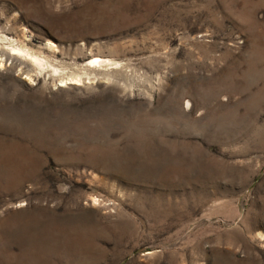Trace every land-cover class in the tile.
Listing matches in <instances>:
<instances>
[{"label":"rangeland","instance_id":"1","mask_svg":"<svg viewBox=\"0 0 264 264\" xmlns=\"http://www.w3.org/2000/svg\"><path fill=\"white\" fill-rule=\"evenodd\" d=\"M0 36L63 72L0 67V264H264V0H0Z\"/></svg>","mask_w":264,"mask_h":264},{"label":"bare ground","instance_id":"2","mask_svg":"<svg viewBox=\"0 0 264 264\" xmlns=\"http://www.w3.org/2000/svg\"><path fill=\"white\" fill-rule=\"evenodd\" d=\"M0 40L6 41L9 39L6 36H0ZM11 45L12 46L10 47V49H6L3 46H0V67H3L5 64L7 65V63L9 62H12V67L9 68L10 69L9 71L14 70L19 67L25 70V72L28 75H30V78L32 77L31 76L32 72H37L40 74L49 72L50 74L56 73V74L62 75L61 74L63 73L62 70L55 64L51 63L46 58H42L39 55H35L29 50L23 48L22 46L18 44H11ZM90 63L93 66H98V67L106 66V68H108L107 66L118 64L117 62H114L110 58H103L100 56H96L92 58ZM70 79H76L77 81L81 80V78L79 77H70ZM65 84H67V82L61 83L60 86H64ZM190 105L191 103L188 101V107Z\"/></svg>","mask_w":264,"mask_h":264}]
</instances>
